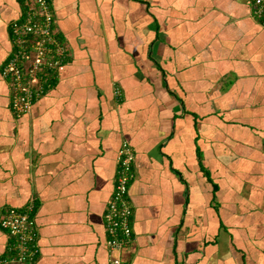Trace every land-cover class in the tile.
Instances as JSON below:
<instances>
[{
  "label": "crops",
  "instance_id": "0c3cea01",
  "mask_svg": "<svg viewBox=\"0 0 264 264\" xmlns=\"http://www.w3.org/2000/svg\"><path fill=\"white\" fill-rule=\"evenodd\" d=\"M66 61L16 113L2 65L0 257L35 200V264H109L105 210L134 148L127 264H264V26L251 0H50Z\"/></svg>",
  "mask_w": 264,
  "mask_h": 264
},
{
  "label": "built area",
  "instance_id": "2783aa9c",
  "mask_svg": "<svg viewBox=\"0 0 264 264\" xmlns=\"http://www.w3.org/2000/svg\"><path fill=\"white\" fill-rule=\"evenodd\" d=\"M252 1V15L264 26V0ZM20 18L10 23L12 51L2 65L8 78L11 105L18 114L27 112L34 101L52 85L55 72L66 61L67 46L57 36L50 0H24ZM135 151L128 140L119 149V170L113 196L105 210L109 264H127L125 250L132 244L133 206L129 197L135 177ZM35 200L22 208L11 207L1 218L9 232V255L0 264H35L39 254Z\"/></svg>",
  "mask_w": 264,
  "mask_h": 264
}]
</instances>
